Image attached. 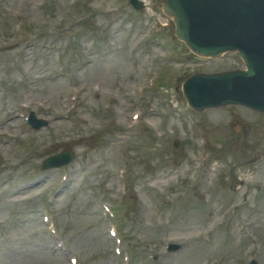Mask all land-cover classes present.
<instances>
[{
  "label": "rangeland",
  "instance_id": "1",
  "mask_svg": "<svg viewBox=\"0 0 264 264\" xmlns=\"http://www.w3.org/2000/svg\"><path fill=\"white\" fill-rule=\"evenodd\" d=\"M24 0H15L9 6L15 9V13H20V9L24 14ZM46 1L47 4H53L54 0H34ZM123 0H102L91 1L92 18L86 27L73 31L68 37H62L55 40L53 37L46 35L49 29L41 28L35 30L39 38L34 42L31 50V58L28 62L15 65L12 68L10 83L16 82L20 89L24 87L27 78L32 76L41 77L49 68H54L58 61L64 60L67 52L70 50L77 54L81 60L86 61V51L94 54V65L102 64V61L96 62L108 51H116L114 54L107 56L108 62L104 63V70L100 80L104 90H115L117 96L120 94V103L117 104V110L123 112L127 105L135 101L133 93L134 83L145 84V70L154 69L158 63L159 57L163 54L162 46L170 48L169 42H163L150 37V29L153 18L143 16L141 22L128 20L129 17L124 16L115 24H110V17L96 16V8L101 9L113 4L122 2ZM63 8L62 6L60 9ZM54 13V8L49 7L41 12H34L33 15H39L42 20ZM32 14V12H31ZM69 17L73 16L72 11ZM6 12L0 8V32L5 34L8 29L9 18ZM29 19L23 18L28 24ZM166 37H171L172 29L167 30ZM149 49V54L144 52ZM187 54V53H186ZM188 55V54H187ZM3 58V57H0ZM235 57H228L222 61H206L199 59H191L186 62L187 67L191 70L186 72L202 71L212 73L216 71L228 70L235 67L232 61ZM237 63V62H236ZM143 64V66H142ZM85 66V65H84ZM83 67V66H82ZM6 66L0 67V82L2 70ZM78 64L72 65L73 70L79 69ZM96 77L94 74L93 80ZM74 81V80H73ZM61 85L60 94L56 95L53 91L55 86ZM47 86L44 81H37L35 84V92L43 97L53 101L60 106V101L68 95V86L62 80L61 84L51 83L46 89L38 91ZM119 90L117 92V87ZM21 92H24L21 89ZM66 95V97H64ZM41 97V96H38ZM36 97V98H38ZM2 99L0 96V107ZM85 109L82 111L81 119L90 121L79 126L80 120L75 119L74 123H67L65 127H50L41 132L40 137H36L35 141L42 145H54L58 140L69 139L78 140V159L71 169L67 170L70 174L76 171V182L71 190L65 195L58 197L56 210L63 211V214L55 220L57 225L66 234L71 242V246L75 253H78L85 261V264H114L110 252L109 239L106 233V227L100 219L99 202L96 198L98 189L108 191L111 185L117 187L115 175V155L112 153L110 142L115 140L119 133L113 123L110 125V131L105 132L101 127V122H97L103 118V122H110L111 115L103 117L101 111V102L96 103L92 99H88L85 103ZM88 110V111H87ZM154 110L160 114V118L154 122L166 129L167 139L159 141L160 147H157V141L154 140V133L145 130L136 138L131 137L128 143L130 147V157L132 158L131 177L132 191L134 194L128 198L126 212L128 214L129 224L124 227V231L133 237L138 243V251L142 255L146 251L141 250V245L149 247V253L160 252L164 243L170 239H178L183 243L184 249L169 257H160L157 264H243V254L252 246V242L248 239H257L259 245V256L264 264V192L258 190V186H253L261 195L260 209L255 207L254 196L256 190H252L250 196V205L246 206L241 213L231 218L227 227L218 228L213 234L211 244L200 239V235L209 230L213 222L220 220L229 207L236 201L234 198L229 199L226 186L230 184L228 180V172L232 171L236 175H245L250 173V177L254 181L264 183V116H259L241 108H230L229 110H211L200 115H192L185 111L182 105L180 109L174 110L170 103V98L166 101H158L150 99L146 106V111ZM129 111V108H128ZM183 112L185 117L180 114ZM166 114V117L163 116ZM234 115H240L246 121L241 136L229 132V121ZM92 119L95 120L92 121ZM152 117H146L151 124ZM199 121L204 128L207 138L212 143L215 152V158L218 161L212 163L207 175H203L199 184L189 189L188 182L191 179V172L196 167L193 163V154H196L194 145L189 140V125ZM217 122V123H216ZM219 123V124H218ZM220 127V128H217ZM149 130V129H148ZM173 132V134H172ZM69 133L70 137L64 135ZM96 136V149L87 148L84 142L85 138ZM83 137V138H82ZM181 140L180 154L175 156L170 149L169 142L172 138ZM233 139V141H231ZM241 141H245L246 150L242 149ZM81 143L84 147L79 149ZM239 144L235 146L236 144ZM137 147V150L135 151ZM152 149L153 154L147 155L144 148ZM60 146H53L49 154L57 151ZM233 148V152H229ZM12 147L9 151L12 154ZM156 149V151H155ZM85 151L84 153H82ZM161 158L158 159L159 152ZM33 151L24 147H19L18 158L14 161L7 162L10 169L0 174V182L9 184L6 186L7 193L0 195V248L3 243V237L6 236L7 244L13 249L12 255L21 261L26 259L27 264H37L38 260H43L46 256V248L48 241L41 232V224L37 216L27 214L30 205L27 202H12L15 188L13 185H23L24 177L31 176L33 179L40 177L36 166L40 162V157L35 158ZM241 158V156H243ZM260 156L257 162L260 163V169L256 173H252V168H245L244 162L251 156ZM222 156V157H221ZM87 161H84V159ZM162 162H165L164 167ZM85 166L84 173H80V168ZM262 167V168H261ZM60 172H51L39 186L32 189L30 193L24 195V198H33L31 204L37 208H44V198L40 191L48 189L52 190L53 183ZM115 175V178L113 176ZM186 180L185 183L177 184L176 178ZM179 181V180H178ZM25 192V191H24ZM181 194L189 195L187 200L181 199ZM160 206L162 216L157 214L155 207ZM257 219H253L254 213ZM57 213V212H56ZM212 217V221L205 223V217ZM229 214H227V217ZM26 223L22 227H17L22 221ZM10 228H14L8 233ZM4 231V232H3ZM7 234V235H6ZM4 235V236H3ZM185 239L190 242L187 245ZM191 247V248H190ZM17 249L19 253H15ZM193 249V253L189 250ZM33 251V254L30 252ZM0 249V261L3 260V254ZM224 258L220 262L219 258Z\"/></svg>",
  "mask_w": 264,
  "mask_h": 264
},
{
  "label": "bare ground",
  "instance_id": "2",
  "mask_svg": "<svg viewBox=\"0 0 264 264\" xmlns=\"http://www.w3.org/2000/svg\"><path fill=\"white\" fill-rule=\"evenodd\" d=\"M263 174H264V172H263Z\"/></svg>",
  "mask_w": 264,
  "mask_h": 264
}]
</instances>
